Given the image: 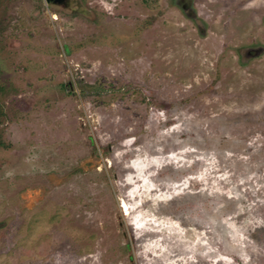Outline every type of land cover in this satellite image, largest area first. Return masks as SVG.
Here are the masks:
<instances>
[{
    "label": "rangeland",
    "instance_id": "obj_1",
    "mask_svg": "<svg viewBox=\"0 0 264 264\" xmlns=\"http://www.w3.org/2000/svg\"><path fill=\"white\" fill-rule=\"evenodd\" d=\"M0 264H264V0H0Z\"/></svg>",
    "mask_w": 264,
    "mask_h": 264
},
{
    "label": "flooded vegetation",
    "instance_id": "obj_2",
    "mask_svg": "<svg viewBox=\"0 0 264 264\" xmlns=\"http://www.w3.org/2000/svg\"><path fill=\"white\" fill-rule=\"evenodd\" d=\"M68 0H49L51 3H57V4H65Z\"/></svg>",
    "mask_w": 264,
    "mask_h": 264
},
{
    "label": "bare ground",
    "instance_id": "obj_3",
    "mask_svg": "<svg viewBox=\"0 0 264 264\" xmlns=\"http://www.w3.org/2000/svg\"><path fill=\"white\" fill-rule=\"evenodd\" d=\"M125 203V202H124ZM124 205V207L126 208V209H129V207H127V205L126 204H123Z\"/></svg>",
    "mask_w": 264,
    "mask_h": 264
},
{
    "label": "water",
    "instance_id": "obj_4",
    "mask_svg": "<svg viewBox=\"0 0 264 264\" xmlns=\"http://www.w3.org/2000/svg\"><path fill=\"white\" fill-rule=\"evenodd\" d=\"M49 1V0H48Z\"/></svg>",
    "mask_w": 264,
    "mask_h": 264
}]
</instances>
